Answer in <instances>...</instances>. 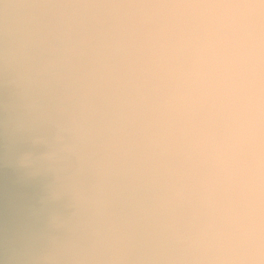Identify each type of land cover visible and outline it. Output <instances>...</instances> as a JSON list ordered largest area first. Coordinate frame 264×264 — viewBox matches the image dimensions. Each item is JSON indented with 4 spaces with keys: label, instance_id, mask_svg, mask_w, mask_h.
<instances>
[{
    "label": "clouds",
    "instance_id": "1",
    "mask_svg": "<svg viewBox=\"0 0 264 264\" xmlns=\"http://www.w3.org/2000/svg\"><path fill=\"white\" fill-rule=\"evenodd\" d=\"M0 264H264V0H0Z\"/></svg>",
    "mask_w": 264,
    "mask_h": 264
}]
</instances>
